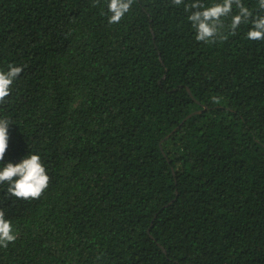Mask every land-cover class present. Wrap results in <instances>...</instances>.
<instances>
[{
    "label": "trees",
    "instance_id": "obj_1",
    "mask_svg": "<svg viewBox=\"0 0 264 264\" xmlns=\"http://www.w3.org/2000/svg\"><path fill=\"white\" fill-rule=\"evenodd\" d=\"M102 3L0 0V68L23 66L0 167L35 153L50 176L36 200L0 185V264H264V41Z\"/></svg>",
    "mask_w": 264,
    "mask_h": 264
},
{
    "label": "clouds",
    "instance_id": "obj_2",
    "mask_svg": "<svg viewBox=\"0 0 264 264\" xmlns=\"http://www.w3.org/2000/svg\"><path fill=\"white\" fill-rule=\"evenodd\" d=\"M107 8L109 25L119 24L131 10L135 0H103ZM173 6H183L186 19L194 30V38L205 44L227 41L237 35L242 25L248 26L246 38L250 41H264V0L250 8L244 0H171ZM103 6L102 0H93L92 7ZM23 71V66L9 63L0 68V105L11 95L12 86ZM213 104H221L222 97H211ZM12 121L7 116L0 118V161L8 147V126ZM50 176L38 154L29 153L18 163L7 162L0 167V185H7L6 198L36 200L48 188ZM17 239L12 221L5 219L0 209V248H7Z\"/></svg>",
    "mask_w": 264,
    "mask_h": 264
}]
</instances>
